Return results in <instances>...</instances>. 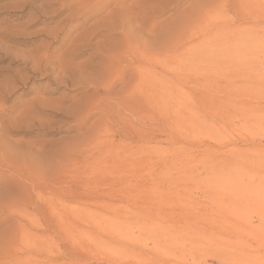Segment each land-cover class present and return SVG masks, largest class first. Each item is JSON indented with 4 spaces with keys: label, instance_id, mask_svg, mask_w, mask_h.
Returning a JSON list of instances; mask_svg holds the SVG:
<instances>
[{
    "label": "rangeland",
    "instance_id": "obj_1",
    "mask_svg": "<svg viewBox=\"0 0 264 264\" xmlns=\"http://www.w3.org/2000/svg\"><path fill=\"white\" fill-rule=\"evenodd\" d=\"M0 264H264V0H0Z\"/></svg>",
    "mask_w": 264,
    "mask_h": 264
},
{
    "label": "bare ground",
    "instance_id": "obj_2",
    "mask_svg": "<svg viewBox=\"0 0 264 264\" xmlns=\"http://www.w3.org/2000/svg\"><path fill=\"white\" fill-rule=\"evenodd\" d=\"M3 126V125H2ZM4 133V132H3Z\"/></svg>",
    "mask_w": 264,
    "mask_h": 264
}]
</instances>
